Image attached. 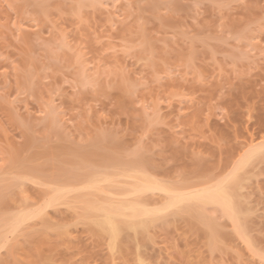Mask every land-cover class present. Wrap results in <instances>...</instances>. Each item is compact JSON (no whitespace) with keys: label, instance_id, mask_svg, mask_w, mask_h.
<instances>
[{"label":"rangeland","instance_id":"1","mask_svg":"<svg viewBox=\"0 0 264 264\" xmlns=\"http://www.w3.org/2000/svg\"><path fill=\"white\" fill-rule=\"evenodd\" d=\"M263 119L264 0H0V219L106 169L200 189ZM258 167L255 247L217 208H179L150 229L149 264H264ZM73 208L7 234L0 264H138L133 241L112 253Z\"/></svg>","mask_w":264,"mask_h":264},{"label":"bare ground","instance_id":"2","mask_svg":"<svg viewBox=\"0 0 264 264\" xmlns=\"http://www.w3.org/2000/svg\"><path fill=\"white\" fill-rule=\"evenodd\" d=\"M244 135L242 140L237 141L233 147L230 146L232 150L228 152V154L230 153L229 157H226L228 162L224 161V163H228L229 167L226 164L224 165L229 170L226 169L227 173L225 174L224 172V177L222 176L221 179L218 178V181H214L215 183L194 191L181 190L177 187L178 185L164 183L156 179L157 177L155 178L151 174H148V172H145V170L130 167L120 170L114 169L116 171L113 170V172L106 171V169L97 171L98 173L95 172L94 174L90 172L84 176L80 175L84 178H77L78 176H76L75 179L80 181L77 185L73 184L77 182L75 179H73L75 180L74 182H71L73 185L68 183L55 185L49 196L47 195L40 206L24 209L17 214H12L13 216L2 217L3 219H0V248L8 245L9 239L6 240L5 236L9 234L16 235L31 221L38 220L48 224L49 221L47 219L50 216V210L60 204L69 205L71 209L74 207V210L78 209V220L93 226L101 232L106 237L108 248L112 253L119 252L124 242L133 241L138 264H149V259H147V254L144 253L146 252L144 250L149 240L150 229L162 216L179 208L184 209L187 207V209H194L193 211L197 210L199 212L198 215L201 214L203 217L206 215H204L206 208H217L225 218L233 223L235 230L240 234L241 238L249 246L255 247V241L252 235H250L251 227L249 226L252 210L245 203L244 192L248 185L251 186L250 183H253L254 177L259 175L256 171L259 168L258 166H264V123L254 132L248 133L247 128V133ZM256 167L257 169H255ZM253 169L258 174L256 173L255 175ZM123 179L128 182L121 184V180ZM27 182L29 181L27 180ZM155 195L163 198L159 197V200H161L158 202V200L154 199ZM247 197L250 196L248 195ZM215 236L216 232L213 231L212 238L215 239ZM152 244L154 243L152 242Z\"/></svg>","mask_w":264,"mask_h":264}]
</instances>
